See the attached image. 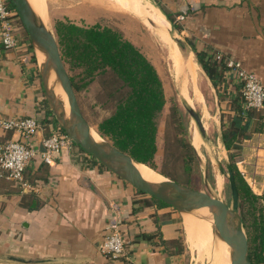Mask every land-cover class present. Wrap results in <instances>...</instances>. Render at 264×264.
Returning <instances> with one entry per match:
<instances>
[{
    "label": "crops",
    "instance_id": "obj_1",
    "mask_svg": "<svg viewBox=\"0 0 264 264\" xmlns=\"http://www.w3.org/2000/svg\"><path fill=\"white\" fill-rule=\"evenodd\" d=\"M119 1L123 4L120 8L138 18L133 13L135 9L151 14L156 10L161 18L160 12L164 11L173 19L172 23L167 20L169 25L177 28L178 38L184 39L193 56L192 47L210 57L221 55L223 72L219 74L218 89L205 74L203 92L207 91V100L199 89L203 104L205 100V106L219 114L220 127L221 116L225 123L233 116L229 105L239 95L236 77L226 62L240 61L264 83V0H194L195 5L182 21L178 15L187 8L185 0ZM22 31L17 25L16 35L22 38ZM27 55L24 49L14 51L0 45V118L43 116L37 103L44 89L35 76L36 72L40 76V64L36 56L33 62ZM253 123L254 119L248 135L234 151H238L239 172L252 191L261 195L264 133L255 132ZM42 136L44 131L34 140L38 146ZM0 137L9 139L16 135L0 131ZM90 158L74 147L63 151L51 164L30 162L24 178L37 186V192L22 191L16 183L0 180V264H20L5 260L7 255L55 259L30 264H180L176 242L171 241L178 238L181 213L156 206L149 196L136 193ZM27 194L41 201L37 210L28 211L21 206V198ZM112 204L117 205L123 217L120 230L125 239L124 253L117 258L99 249Z\"/></svg>",
    "mask_w": 264,
    "mask_h": 264
},
{
    "label": "trees",
    "instance_id": "obj_2",
    "mask_svg": "<svg viewBox=\"0 0 264 264\" xmlns=\"http://www.w3.org/2000/svg\"><path fill=\"white\" fill-rule=\"evenodd\" d=\"M7 7L14 10L9 0ZM162 13L172 23L173 19L164 11ZM14 17L22 26L18 16ZM54 30L75 94L95 78L100 77L103 80V105L108 104L110 114L95 124V130L100 137L128 154L134 161L150 167L170 180L192 187L198 155L187 137L183 115L175 101H172L164 120L162 146L159 147V117L166 105V98L161 78L151 61L120 32L99 23L82 27L70 21L58 20L54 24ZM17 37L27 44V56L35 62L25 30L22 31V38L18 35ZM188 44L192 47L191 43ZM192 50L201 71L210 79L213 87L218 89L219 74L220 71L223 72L221 63L214 55L210 57L193 47ZM35 76L41 83L38 72ZM236 84L239 90L238 82ZM37 106L43 115L37 120L45 136L55 131L64 133L43 90ZM263 110L245 109L239 91L228 109L233 112V116L228 117L226 123L221 116L220 123V140L228 152V165L234 175L238 212L247 236L251 264H264V188L261 195L252 191L236 166L235 157L238 151L234 150L238 149L240 141L248 135L252 119L255 132L264 133ZM4 140L6 138L0 137V141ZM74 146L78 147L75 143ZM78 149L85 154L79 147ZM159 151L161 158L158 162ZM90 160L104 168L94 158L91 157ZM135 192L144 194L138 190ZM150 199L158 207H169L160 200L152 197ZM21 206L33 211L41 206V201L37 196L27 194L22 196ZM175 242L176 240L171 241Z\"/></svg>",
    "mask_w": 264,
    "mask_h": 264
},
{
    "label": "rangeland",
    "instance_id": "obj_3",
    "mask_svg": "<svg viewBox=\"0 0 264 264\" xmlns=\"http://www.w3.org/2000/svg\"><path fill=\"white\" fill-rule=\"evenodd\" d=\"M27 1L34 14H36L37 12L35 10L37 8L36 6L41 9V14L37 12L39 16L37 14L35 16L37 18H41V20L44 19L42 20V22H44L45 26L50 31H52L54 35V24L58 20L70 21L82 27H88L95 23H99L102 26H108L120 32L124 38L130 40L151 61L161 78L166 98V105L161 116L159 117V147L162 146L164 120L169 112V107L172 101H175L180 108L181 114L183 115L187 137L190 142L192 143L193 134H195L196 136L198 135V140L193 141L192 143L193 146L197 149L198 155V161L194 171L195 179L193 180L192 187L204 192H209L212 196L222 200L229 207H231L232 199L227 176V166L230 161L228 159V152L224 149L219 138L221 132L219 126V114L212 109H208V106H205V100L204 104H201L195 98H193V90L191 91L190 95L191 98L194 99H192L194 104L188 102L183 97V95H181L180 89L175 83V80L171 74L170 64L167 60L168 58L164 54V50L155 35V31L148 30L142 23L140 18L136 17L134 14H131L129 11L123 10L122 8L117 6L116 2L118 0ZM159 25L162 24L159 23ZM18 26L20 29L22 28L19 23ZM169 28L172 32L171 36L178 38L176 33L177 28H173L170 25ZM161 29H163L164 31L163 25ZM181 40L184 41V39ZM172 43L175 47H177L173 41ZM169 45H171V43H169ZM189 51V54H191L193 61L196 63L195 56L192 55L191 50ZM184 56L187 57L186 55ZM196 65L197 87L198 89H200V91L202 89L201 92H203V89L205 88V77L199 65L197 63ZM54 76L55 75H53L54 89L55 91H58V89L56 88L60 85L56 84H59V81L58 79H56L57 77ZM102 85L103 80L100 77H97L87 86L76 93L81 111L93 129H95V124L97 122L110 114V108L108 104L106 103L103 105L105 100L101 91ZM188 86L191 90L192 83L190 82ZM60 90L62 91L61 88ZM203 94L207 100V91H204ZM59 95L64 96L65 94L62 91ZM187 105H192L200 115L202 114L201 117L204 120L202 121L205 127L206 134L209 138V142L201 138L194 120L185 110V106ZM58 107L61 112L68 116L69 111L67 108H63L61 106ZM75 148L77 149V151H79L78 147ZM160 158L161 151H159L157 155L158 162L160 161ZM237 160L238 157L236 156L235 161L237 162ZM198 212L199 210L196 209L187 213H183L180 216V222L178 224V238L176 239V249L180 255V264H231L230 247L220 235H217L216 233L214 234V232L211 231V234H214L215 237L209 236L208 238L205 227L195 226L190 223L188 224V220L193 218H200L198 217ZM210 228L215 229L213 223H211Z\"/></svg>",
    "mask_w": 264,
    "mask_h": 264
},
{
    "label": "water",
    "instance_id": "obj_4",
    "mask_svg": "<svg viewBox=\"0 0 264 264\" xmlns=\"http://www.w3.org/2000/svg\"><path fill=\"white\" fill-rule=\"evenodd\" d=\"M9 1L12 3L22 27L28 36L34 51V56L37 57V50H41L45 54V62L40 66V78L48 105H50V109L64 133L71 138L86 155L94 158L100 165L127 182L135 190L162 201L178 213L183 214L192 210L208 207L209 212L212 214L214 228L220 233L230 247L231 264H251L248 256L247 236L238 212V193L234 175L229 165L227 166V176L232 199L231 207L222 200L212 196L209 192L179 184L168 178H165L161 182H145L134 165L136 161L128 154L122 152L105 139L101 138L102 140L100 142H96L93 139L91 130L95 133L97 132L90 126L81 111L72 87L70 74L61 57L57 39L53 32L45 26L42 20L35 16L27 0ZM151 4L157 7L155 4ZM170 39L176 44L183 55H188L190 53L188 45L181 39L171 35ZM48 68L54 70L59 85L67 98L69 106L67 117H65L64 114H58L55 107L52 105V97L47 89L45 81V72ZM185 110L194 120L201 138L209 142L201 115L192 105L185 106ZM97 135L100 137L98 133ZM39 149L43 151L41 142ZM4 259L20 264H30L32 262L45 263L55 260H30L16 255H7Z\"/></svg>",
    "mask_w": 264,
    "mask_h": 264
},
{
    "label": "built area",
    "instance_id": "obj_5",
    "mask_svg": "<svg viewBox=\"0 0 264 264\" xmlns=\"http://www.w3.org/2000/svg\"><path fill=\"white\" fill-rule=\"evenodd\" d=\"M185 1L187 8L178 15L179 21H182L187 11L195 5L194 0ZM14 16H17L16 11L7 7V0H0V45L8 50H25L27 44L20 41L16 35L18 22ZM214 57L218 61L221 59L219 54H215ZM226 67L232 70L236 77L245 109L254 111L264 109V83L259 77L244 68L240 61L228 60ZM0 131L16 135L15 138L0 141V178L16 183L22 191L37 192L39 190L37 186L31 185L24 178V171L30 162L39 160L51 164L63 151L75 147L72 139L65 133L55 131L42 136L40 142L43 151H41L34 140L43 128L35 117L0 118ZM122 220L123 217L117 205L112 204L106 233L99 243V249L114 258L124 253L125 239L120 230Z\"/></svg>",
    "mask_w": 264,
    "mask_h": 264
},
{
    "label": "bare ground",
    "instance_id": "obj_6",
    "mask_svg": "<svg viewBox=\"0 0 264 264\" xmlns=\"http://www.w3.org/2000/svg\"><path fill=\"white\" fill-rule=\"evenodd\" d=\"M128 1L130 3H138L139 2V0H128ZM116 5L120 6V7L123 6V4L119 0L116 2ZM132 5H134V4H132ZM34 7H35V5H34ZM36 7L37 8L35 10L38 13L41 14V12H40L41 9H39L38 6H36ZM139 10L135 9L134 10L135 12H133V13H135L136 15H139L140 18H141V21L147 27H149L152 31H155V35H156L157 39L159 40L160 45L162 46V48L164 50V54L168 58L167 60H168V62L170 64L171 74H172V76H173V78L175 80V83L178 85V87L180 89L181 95H183V97L188 102L193 104V102L191 101V99H193V98H191V95H190L191 91L193 90V95H194L195 99L197 101H200L203 104V96H202L201 92L199 91V89L197 87V83H196L197 65L193 61V59L191 57V54H188V55H186L187 57H185L181 53V51L177 47H175L173 45V43H172V41L170 39V35H171L172 32H171V30L169 28V22L167 21V19L164 17V15L161 12L160 13L163 16L162 18H161V15L159 14V12L156 11V10H154L156 13H153V14H149L145 10H141V9H139ZM37 12H36V14L38 15ZM42 13H44V12H42ZM40 16H42V15H40ZM159 17H160V19H159ZM163 18L165 19L166 23H164V19ZM39 19L41 20V18H39ZM42 20H44V19H42ZM159 23L164 25V29H165L166 33L163 31V29L161 30V29L157 28V27H159ZM168 41H169V43H171L172 46L169 45ZM37 57H38V62L40 64V66L43 65V63L45 62V54H44V52L41 51V50H37ZM53 75L56 76L54 70L52 68L51 69L48 68V70L45 72V81H46L47 89L49 90V92L51 94V97H52L51 98L52 105L55 107L56 112L61 115V114H64V113L59 110L58 106H61L63 108L65 107V108L68 109V111H69V106H68V102H67L66 96L65 95L64 96L59 95L62 92L60 90L61 87L58 86L56 88V89H58V91H55L54 85H53ZM190 82L192 83L191 90L189 89V86H188V84ZM56 85H59V84H56ZM64 112H66V111H64ZM65 117H67V116L65 115ZM91 135H92L93 139L96 142H100L102 140L101 137H99L97 135V133H95L92 130H91ZM197 136L195 134H193L192 143H193V141L198 140ZM134 165H135L136 169L138 170V172L140 173L141 177L147 183L161 182V181H163L165 179L162 175H160L155 170L151 169L150 167H148V166H146L144 164L134 162ZM198 217H200V218H195V219L193 218V219L188 220V224L190 223V224H193L195 226L205 227V229H206L205 231L207 233L208 238H209V236L215 237V235H214L215 233L217 235H220V233L216 229H211L210 228L211 227V223H212V216L209 213L208 207L200 208L199 212H198ZM211 231H213L214 234H211ZM201 233H202V231H201Z\"/></svg>",
    "mask_w": 264,
    "mask_h": 264
}]
</instances>
